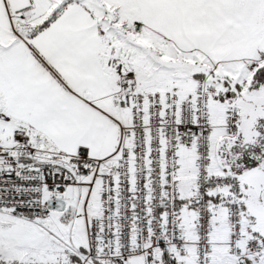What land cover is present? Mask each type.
Listing matches in <instances>:
<instances>
[{
  "label": "snow or ice",
  "instance_id": "6c2138e0",
  "mask_svg": "<svg viewBox=\"0 0 264 264\" xmlns=\"http://www.w3.org/2000/svg\"><path fill=\"white\" fill-rule=\"evenodd\" d=\"M0 264H264V0H0Z\"/></svg>",
  "mask_w": 264,
  "mask_h": 264
}]
</instances>
